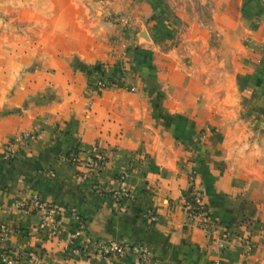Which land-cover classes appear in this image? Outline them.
I'll return each mask as SVG.
<instances>
[{"label": "crops", "instance_id": "1", "mask_svg": "<svg viewBox=\"0 0 264 264\" xmlns=\"http://www.w3.org/2000/svg\"><path fill=\"white\" fill-rule=\"evenodd\" d=\"M126 4L0 0V251L33 253L26 264H141L143 242L151 264H264V133L248 139L249 126L245 134L244 125L215 124L220 99L234 92L208 90L174 48L160 65L155 44L137 48L141 40L124 37L116 22ZM216 7L228 50L245 35L252 41L243 52L255 44L264 70L262 2ZM136 10L127 17L138 20ZM96 65L115 80L99 93L87 74ZM29 132L33 140L22 137ZM8 142L16 155L6 161ZM72 148L77 162L66 156ZM192 186L208 228L183 207ZM33 199L53 207L45 223L15 205ZM73 210L87 222L76 238ZM107 241L132 247L104 258L98 247Z\"/></svg>", "mask_w": 264, "mask_h": 264}, {"label": "rangeland", "instance_id": "2", "mask_svg": "<svg viewBox=\"0 0 264 264\" xmlns=\"http://www.w3.org/2000/svg\"><path fill=\"white\" fill-rule=\"evenodd\" d=\"M132 1L135 2L137 10ZM227 1L125 0L128 4L124 5L122 11L117 14L119 19L116 22L120 25L124 37L128 39L137 37L141 40L136 44L137 48L145 44H155L154 59L158 65L161 62L160 57L169 46L174 48L177 56L180 55L184 59L185 62L182 61L181 66L185 67L186 63L188 71L206 82L208 90L218 89L220 93L226 89L232 90L235 94L234 98L220 99V109L213 116V122L219 125L236 123L244 125L245 134H248L246 127L249 126L248 139H256L253 136L257 137L264 133L256 130L259 124H264V70L258 68L260 60L259 55L256 56L255 44L252 43L249 51L243 52V42L252 40L247 41L248 37L242 35L237 40L236 50H228L234 47L223 42L222 33L214 27L213 19L217 14V2L220 6L218 10L222 11ZM234 1H237L238 8L240 4L242 9L250 0H230V2ZM259 1L264 8V0ZM131 9L137 11L138 20L127 17V12ZM190 29L194 32L191 33ZM216 43L220 45L218 46L220 53L217 57L210 49L211 44ZM200 47H205L206 50L200 51L201 56L196 60L195 52ZM154 69L156 75L163 74L161 68ZM249 149H243L245 155ZM253 150L257 154L260 148L254 147Z\"/></svg>", "mask_w": 264, "mask_h": 264}, {"label": "built area", "instance_id": "3", "mask_svg": "<svg viewBox=\"0 0 264 264\" xmlns=\"http://www.w3.org/2000/svg\"><path fill=\"white\" fill-rule=\"evenodd\" d=\"M91 87L94 89L96 93L108 88L112 85V82L107 79L98 78L92 84ZM24 139L33 140L35 138V134L32 132L24 133L22 136ZM16 155V149L12 142H8L3 151L4 160H11ZM71 162H77V155L71 153L69 159ZM125 195V194H124ZM16 207L24 212H34L40 214V218L43 223H45L53 211V207L45 202H41L39 200L33 199L29 202H17ZM183 207L186 210L188 217L193 220L199 227L208 228L209 220L207 216V208L206 203L203 201V196L198 190L192 186L190 191L185 195L183 200ZM77 229L72 234L73 238L78 237L82 231L86 228V220L79 216V214L75 213L73 210ZM4 227L1 228V231L4 232ZM131 245L127 241H107L99 245L98 253L100 256L104 258H110L113 256H124L126 255L130 249ZM137 253L139 256V261L141 264H151V256L148 246L139 242L136 245ZM72 251L75 254H82V248L80 244H76L72 247ZM33 258V253H24L21 251H0V264H26L27 259Z\"/></svg>", "mask_w": 264, "mask_h": 264}, {"label": "trees", "instance_id": "4", "mask_svg": "<svg viewBox=\"0 0 264 264\" xmlns=\"http://www.w3.org/2000/svg\"><path fill=\"white\" fill-rule=\"evenodd\" d=\"M102 68L100 67V65H96L92 68H89L88 69V78H89V81H90V84H92L96 79L98 78H104V79H107V80H110L112 83H114V78L112 76H108V77H103L102 76ZM71 153H74L77 155V160H78V150L76 148H72L68 151V153L66 154L67 158L69 159V156Z\"/></svg>", "mask_w": 264, "mask_h": 264}]
</instances>
